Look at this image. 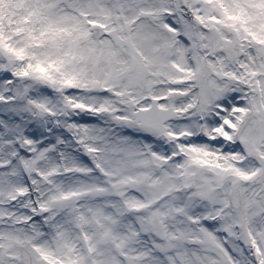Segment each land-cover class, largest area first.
<instances>
[{
  "label": "snow or ice",
  "instance_id": "obj_1",
  "mask_svg": "<svg viewBox=\"0 0 264 264\" xmlns=\"http://www.w3.org/2000/svg\"><path fill=\"white\" fill-rule=\"evenodd\" d=\"M0 264H264V0H0Z\"/></svg>",
  "mask_w": 264,
  "mask_h": 264
}]
</instances>
